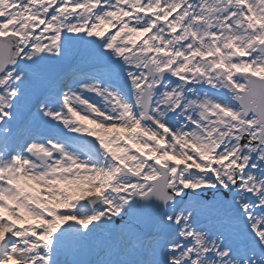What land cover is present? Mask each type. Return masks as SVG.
<instances>
[{
    "label": "snow or ice",
    "instance_id": "6c2138e0",
    "mask_svg": "<svg viewBox=\"0 0 264 264\" xmlns=\"http://www.w3.org/2000/svg\"><path fill=\"white\" fill-rule=\"evenodd\" d=\"M0 264H264V0H0Z\"/></svg>",
    "mask_w": 264,
    "mask_h": 264
},
{
    "label": "rangeland",
    "instance_id": "374dc122",
    "mask_svg": "<svg viewBox=\"0 0 264 264\" xmlns=\"http://www.w3.org/2000/svg\"><path fill=\"white\" fill-rule=\"evenodd\" d=\"M76 55H77V54H76ZM73 56H74V55H73ZM73 56L70 57L69 60H68L63 66H62V68L60 69V71L64 72V71H66V70L69 69V68H71L72 70H76V69H87L86 66H88L90 63L84 65L83 67H77V66L75 65V62L73 63ZM79 57H84V58H86L85 56H81V55H79ZM71 62H72V63H71ZM93 126H94V128L96 127L95 125H93ZM98 130H100V129H98ZM100 131H102V130H100ZM29 183H31V182H29Z\"/></svg>",
    "mask_w": 264,
    "mask_h": 264
},
{
    "label": "bare ground",
    "instance_id": "6f19581e",
    "mask_svg": "<svg viewBox=\"0 0 264 264\" xmlns=\"http://www.w3.org/2000/svg\"><path fill=\"white\" fill-rule=\"evenodd\" d=\"M75 62V65L77 66V67H83L84 65H86V64H88V63H90V60H89V58H84V57H79V55H74L73 56V63ZM72 63V62H71ZM70 71H72V70H67L66 72H70ZM84 123H87V121H84ZM88 126L90 127V128H94V126L92 125V124H88Z\"/></svg>",
    "mask_w": 264,
    "mask_h": 264
}]
</instances>
